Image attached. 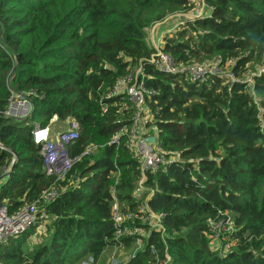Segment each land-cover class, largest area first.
I'll list each match as a JSON object with an SVG mask.
<instances>
[{
	"label": "trees",
	"instance_id": "obj_1",
	"mask_svg": "<svg viewBox=\"0 0 264 264\" xmlns=\"http://www.w3.org/2000/svg\"><path fill=\"white\" fill-rule=\"evenodd\" d=\"M204 2L206 15L183 17L162 51L183 66L233 60L230 69L251 76L252 86L213 74L200 82L154 65L148 30L193 13L187 0H0V201L14 213L56 191L38 204L33 225L0 243V264L97 263L120 244L113 196L123 210L146 202L163 214L164 234L151 230L125 264H162L166 255L165 264H264V0ZM138 68L149 134L162 154H179L141 184L128 134L109 144L132 123L127 98L109 93ZM16 95L31 104L23 117L5 115ZM53 117L79 124L67 146L77 160L61 179L46 174L33 139ZM217 219L229 221L228 239L217 241L224 252L211 250L209 223ZM133 240L120 242L126 249Z\"/></svg>",
	"mask_w": 264,
	"mask_h": 264
},
{
	"label": "built area",
	"instance_id": "obj_2",
	"mask_svg": "<svg viewBox=\"0 0 264 264\" xmlns=\"http://www.w3.org/2000/svg\"><path fill=\"white\" fill-rule=\"evenodd\" d=\"M187 1L194 5V12L175 13L173 14L174 17L171 15L172 17H169L167 21L162 23L169 24L168 32L161 33L163 34L162 36L159 34L160 36L158 35L156 39L153 40L152 44L155 48V52L152 56V62L154 65L165 73L185 72L193 80L200 82L206 81L209 75L213 74L226 76L230 82H247L252 86L251 76L249 77L248 75H245L243 77H239L230 69L233 60L228 61L224 65L214 63L211 65L189 64L183 66L176 64L169 53L162 51L164 36L169 35V33L179 28L180 25H183L185 21L183 17L193 20L202 15H206V5L204 0ZM198 9L199 12L197 11ZM260 72L261 70H258L255 73L253 72V74H258ZM138 75L142 76L140 80L137 79ZM251 92L254 93L253 89H251ZM120 94L124 95L128 100V106L132 111V123L129 126L122 127L114 135L109 144L119 143L120 136L128 134L127 147L134 152L139 160L142 177L138 182L141 184L147 172H156L160 166L164 165L167 161L176 159L179 154L174 153L165 156L159 151V148L156 146V141L155 143H151L145 140L147 136L152 135L149 134V129L146 127V124L151 121L152 113L148 109L145 102L146 89L144 85V75L141 68H138L135 72H131L124 78L119 79L111 89L109 96H116ZM19 98L21 100V104H23V108H25L26 113H28L27 110L31 109L30 102L25 98ZM16 106L19 107V105L13 106L11 100L7 110L5 111V115L12 116L11 110ZM54 120H56V117H53L51 122ZM49 124L43 128H36L33 131V139L35 143L41 144V154L44 157L46 174H60L58 178H61L66 171L70 169L71 164L77 160V158L73 160L69 157L67 153V146L78 137L79 124L77 121L70 119L66 129L60 131L55 139L54 136L50 134ZM89 150L90 149H87L86 152ZM5 174L6 172L0 176V182L4 179L3 177ZM55 195L56 191L53 188H50L49 190L43 192L37 200L25 204L14 213H9L7 206L0 201V243L8 237L23 233L26 229L33 225L36 219L38 204L41 200L48 201L49 199L55 197ZM111 221L115 231L114 240L120 243L118 246H114V250L125 249L122 242H120L121 238H133L134 240L132 243H137L140 245V248L143 249V241L148 237L151 230H155L162 235L165 232L163 214L153 211L146 202H141L133 211L123 210L117 198L113 196V201L111 203ZM209 225L211 233L209 235L211 238L210 245H213L215 241H218L221 236L228 239L226 234L230 231L228 220H213L210 221ZM39 228H37L36 234L41 232L39 231ZM36 234H34L33 237H35ZM226 246L228 247L229 245L227 244ZM150 251L151 254L156 255V251L153 247H151ZM136 253L137 251L131 255L130 259L133 258ZM169 259L170 257L166 255V259L161 263L165 264Z\"/></svg>",
	"mask_w": 264,
	"mask_h": 264
},
{
	"label": "rangeland",
	"instance_id": "obj_3",
	"mask_svg": "<svg viewBox=\"0 0 264 264\" xmlns=\"http://www.w3.org/2000/svg\"><path fill=\"white\" fill-rule=\"evenodd\" d=\"M205 10H206V12H208L209 8L206 7ZM197 11L199 12V9ZM172 16H169V17H172ZM169 17L167 19H165L163 22H159V23H164L165 21H167L169 19ZM154 25L150 28V30H148V42H149V44H152L151 37H150V31L154 28ZM162 35L163 34H161V36ZM156 37L157 36L155 35L154 39H156ZM12 103H13V106L19 105V107H21V108L23 107L22 106L23 104H21V100L18 96L13 97ZM30 111H31V109L27 110L28 113H30ZM69 121H70V119H67L64 122H59L57 120H54L53 122H51L49 124L50 134L52 136H54V139L56 138L57 134L60 132L61 129H64V130L66 129L67 125L69 124ZM54 175H56L57 178L60 176V174H54ZM58 179H61V178H58ZM42 230H43V227L41 226L39 228V231H42ZM222 246H223V243L219 242V244H218V242L216 241L215 244L211 245V250H213V251L218 250V251L224 252V250H222ZM142 248H144V243L142 245ZM140 249H141L140 245H138L137 243H132L129 246V248H126L123 250H114V248H110V249L105 251L103 258H102L104 260L101 259L97 263H93L89 257L86 260L83 259L81 261V264H125L128 262L131 255L134 254L136 251H139Z\"/></svg>",
	"mask_w": 264,
	"mask_h": 264
},
{
	"label": "crops",
	"instance_id": "obj_4",
	"mask_svg": "<svg viewBox=\"0 0 264 264\" xmlns=\"http://www.w3.org/2000/svg\"><path fill=\"white\" fill-rule=\"evenodd\" d=\"M168 28H169V24H162V23L155 24L154 28L150 31L151 42H153L155 35L158 36L161 33L168 32ZM151 45H153V44H151ZM11 114H12V117H23L27 113H26L25 108H23V107L21 108V107L16 106L15 108H13L11 110ZM62 130H64V129H61L60 131H62ZM215 242H214V244H215Z\"/></svg>",
	"mask_w": 264,
	"mask_h": 264
},
{
	"label": "water",
	"instance_id": "obj_5",
	"mask_svg": "<svg viewBox=\"0 0 264 264\" xmlns=\"http://www.w3.org/2000/svg\"><path fill=\"white\" fill-rule=\"evenodd\" d=\"M145 140L151 143H155L156 137L154 135H150V136H147Z\"/></svg>",
	"mask_w": 264,
	"mask_h": 264
}]
</instances>
